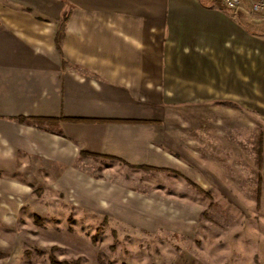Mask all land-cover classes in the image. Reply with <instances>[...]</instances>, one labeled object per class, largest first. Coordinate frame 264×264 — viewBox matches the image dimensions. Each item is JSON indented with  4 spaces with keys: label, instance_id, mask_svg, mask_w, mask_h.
<instances>
[{
    "label": "crops",
    "instance_id": "crops-1",
    "mask_svg": "<svg viewBox=\"0 0 264 264\" xmlns=\"http://www.w3.org/2000/svg\"><path fill=\"white\" fill-rule=\"evenodd\" d=\"M260 15L220 0H0V169L27 167L23 152L72 183L88 159L168 169L184 141L172 109L264 116Z\"/></svg>",
    "mask_w": 264,
    "mask_h": 264
},
{
    "label": "rangeland",
    "instance_id": "rangeland-1",
    "mask_svg": "<svg viewBox=\"0 0 264 264\" xmlns=\"http://www.w3.org/2000/svg\"><path fill=\"white\" fill-rule=\"evenodd\" d=\"M200 109H172L184 141L168 169L88 159L72 183L54 164L37 163V173L27 152V167L0 169V264H49V254L81 264H264V198L259 210L254 202L264 116L248 108L239 122L231 109L215 119Z\"/></svg>",
    "mask_w": 264,
    "mask_h": 264
},
{
    "label": "trees",
    "instance_id": "trees-1",
    "mask_svg": "<svg viewBox=\"0 0 264 264\" xmlns=\"http://www.w3.org/2000/svg\"><path fill=\"white\" fill-rule=\"evenodd\" d=\"M224 7V6H223ZM246 28H248V30L250 32H254L252 28V26L249 23H246ZM19 121L23 122L24 119L23 118H19ZM31 123L35 124V125H41V124H50V125H55L57 126V121L54 119H35L33 121H31ZM262 134L259 133L257 136V140L255 141V164H256V168H255V173H256V177H257V190L256 193L254 195V202H255V209L259 210L260 209V201L262 198V185H263V175L261 172L262 169V138H261ZM149 171H157V169H148ZM199 189V188H198ZM200 190V189H199ZM49 258V264H81L79 259H74V260H58L57 258H55L54 256L50 255L48 256ZM100 264H112L109 260H103L100 262Z\"/></svg>",
    "mask_w": 264,
    "mask_h": 264
},
{
    "label": "built area",
    "instance_id": "built-area-1",
    "mask_svg": "<svg viewBox=\"0 0 264 264\" xmlns=\"http://www.w3.org/2000/svg\"><path fill=\"white\" fill-rule=\"evenodd\" d=\"M220 3L230 10H244L248 14L264 13V0H254L245 9L240 0H220Z\"/></svg>",
    "mask_w": 264,
    "mask_h": 264
}]
</instances>
